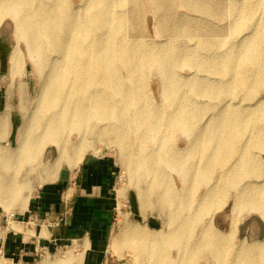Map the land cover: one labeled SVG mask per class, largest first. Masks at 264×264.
<instances>
[{
    "label": "bare ground",
    "instance_id": "6f19581e",
    "mask_svg": "<svg viewBox=\"0 0 264 264\" xmlns=\"http://www.w3.org/2000/svg\"><path fill=\"white\" fill-rule=\"evenodd\" d=\"M49 1L36 4L35 0H0V24L3 17L12 16L16 33L25 42L35 70L41 78L39 93L30 112L27 88L22 85L19 87V109L23 114V123L16 133V145L14 141H10L8 146H0V165L14 168L17 166L16 162L23 165L34 163L40 167L37 173L39 180L44 183L53 182L58 177L57 168L61 162L66 161L71 168H75L83 160L81 153L87 131L92 133L94 129H100L97 134L100 138L107 132L115 133L124 143L129 134L126 124L131 115L134 117L133 127L140 139L136 158L131 157V161L126 164L134 179L148 184L149 194L160 192L162 202L172 206L173 226L178 224L160 237L151 235L144 229L124 224L120 235L111 243V249L119 254L120 249L128 248L138 258L152 257L157 264H173L169 258L170 247L184 251L186 264L200 256L202 258L206 253L214 254L220 264L228 260H231L232 264H264V238L244 240L240 247L232 252L231 245L227 244L221 235L207 228L199 244L190 247L185 244L189 229L199 220L202 213L213 207L208 201L222 198L223 192L218 187L208 190L203 202L191 215L189 199L184 193L172 188L165 168L184 173L182 191L186 192L188 183L201 180L197 162H194L191 156L182 157L173 150H164V147H167L163 144L159 152L149 154L144 144V139L157 135L168 120V137L176 129L191 130V121L201 113V109L194 112L189 102L173 87V79L168 76L173 64L211 72L219 69L226 76L240 77L242 85L249 89H254L255 83L253 80L252 83L249 81L248 73L255 70L258 82L264 84V23L260 27L253 23L255 7L237 5L227 10L229 15L235 14L237 18L231 30L233 36L229 34L230 37L243 34L250 25L256 29L250 33L245 32V36L250 35L251 38L246 42L240 41L233 47L234 54L242 48L239 57L235 59L231 53L226 56L220 54L219 56H223L221 58H225L224 61L216 59L204 63L200 57L184 54L177 49L155 51L143 43L125 39L122 33V17L113 11L111 0H82V8L76 10L70 9L66 0H55L51 1L52 3ZM155 1L161 6L164 2ZM254 1L264 3V0ZM179 2L183 8L193 7L187 0ZM210 16L213 19L209 22L211 25L215 22L218 24L221 20L218 18L221 13H212ZM220 30L213 32L218 33ZM182 34V30L178 29L172 36ZM221 46V42L210 41L201 43L200 48L211 51ZM13 56L11 50L7 66V76L11 82L22 75L19 62ZM121 65L130 70L131 78L136 73L144 74L145 68L152 65L167 76L164 90L165 111L161 113L154 107L150 108L145 101V104H139L143 90L137 89L135 84L127 91L123 89L124 82L119 76ZM206 84L202 80H194L190 86L197 93L214 91L215 95H221L225 92L224 89H217V86L207 87ZM226 85H229L228 82ZM258 100L256 105L261 102V99ZM0 103L3 104V100ZM256 105H244L242 109H234L231 113L227 110L229 105H224L217 111L216 116L212 117L215 118L212 131L206 133L207 122L202 126L204 129H199L189 147L191 154L202 153L208 160L212 157L213 160H225V166L228 164L231 174L222 175L219 185L223 186L226 184L223 182L229 180L237 189L230 237L235 235L236 225L242 214L255 215L264 225V166L259 153L254 154L256 149V153H264V128L254 124L258 115ZM9 107L10 105L5 107L0 116V139L8 135L12 128ZM249 118L256 135L253 140L241 143L239 138ZM98 123L106 125L99 127ZM115 123L122 125V128L115 126ZM142 129V133L139 132ZM73 132L77 133V142L70 139ZM46 145L52 146L57 152L54 162L41 163L38 160ZM21 156L24 160L19 159ZM206 173L205 178L209 172ZM245 178L262 181L241 186ZM24 189L25 183L19 182L15 177L0 175V207L4 210L10 209L11 202L18 201ZM143 196L146 197L147 194ZM11 216L12 214L9 217ZM55 222L57 223L54 221L44 224V232L47 227L52 226L50 224H56ZM58 258L63 260L62 257ZM60 264H70V261L66 259L60 261Z\"/></svg>",
    "mask_w": 264,
    "mask_h": 264
},
{
    "label": "rangeland",
    "instance_id": "374dc122",
    "mask_svg": "<svg viewBox=\"0 0 264 264\" xmlns=\"http://www.w3.org/2000/svg\"><path fill=\"white\" fill-rule=\"evenodd\" d=\"M48 0H35L36 4L46 2ZM55 2L50 0L49 3ZM193 7L183 8L180 6L179 0H164L163 5L154 0H111V6L113 11L122 17V33L125 39L134 43H143L150 46L155 51L164 50L166 48L177 49L182 53L195 55L201 58L204 63L208 61H224L223 56L220 54L229 55L233 58H238L241 54V49L235 51L233 47L238 45L240 41L246 42L251 37L245 36L246 33H250L256 29L250 25L248 30L243 34H236L234 37H230L232 27L235 24L236 15H229L227 10L233 6H250L255 7L253 14V23L260 27L264 23V3L254 0H187ZM70 9H81L82 0H66ZM199 10H197L196 8ZM197 11V12H193ZM209 13V14H208ZM221 13L218 17L220 22L213 23L211 25L210 20L213 21L210 14ZM12 17V16H11ZM8 15L2 18L0 24V40H5L12 50L13 57H16L21 69L22 75L17 77L15 81L11 82L6 77L5 80L0 82V101L3 100V104L0 103V116H2L5 107L10 105L9 110L11 113V131L8 135L0 139V146H8L10 141L17 143L16 133L23 123V114L19 109L18 91L19 87L26 86L29 97L28 111H32L34 106V99L38 95L40 81L38 73L35 70L34 62L29 56L28 48L25 42L18 36L14 26V20ZM234 23V24H233ZM168 28V30H164ZM182 30V35L173 37L174 31ZM216 29H221L220 32L214 33ZM168 31V33H166ZM233 36V35H231ZM221 42L223 46L218 49L207 50L200 48L201 43L207 42ZM235 44V45H234ZM233 50V51H232ZM217 52V53H216ZM222 62H219L221 64ZM240 66V65H237ZM236 69L238 70V67ZM119 76L123 80V89L128 90L135 84L137 89L143 90L141 99L138 101L140 104H145L150 108H155L159 112H163L166 109L165 100V84L167 76L155 66L145 68L144 74H134L131 78L130 70L123 65L120 67ZM168 76L173 79V87L178 89V93L184 97L189 106L194 112H198L201 109V113L191 121L190 129L184 131L176 129L169 135V122L166 121L165 125L155 136H147L144 139L146 150L149 154H155L161 150L163 144L164 150H173L179 156L187 157L191 156L194 162H197V167L201 173V180L188 183L187 191H182L184 181V173L179 170H171L165 168V172L168 175V179L172 188L179 193H184L191 203L190 213L198 207L204 200V195L208 190L218 187L222 190V198H215L209 200L213 207H209V210L202 213L199 220L189 229L186 235L185 244L188 246H195L202 241L204 233L207 228H211L216 233L222 236V239L227 244L231 245L232 252H235L242 241L263 239L264 238V225L255 215L242 214L239 217V221L236 225L235 235L230 237V224L234 217L233 208L236 204V186L232 185L229 180L223 182L226 183L223 186L219 185V179L222 175L231 174L228 164L225 166V160L212 159L208 160L204 154H191L190 144L199 129L203 128L207 122L206 133L211 132L213 129L214 119L217 111L224 105L228 106V111L234 112V109H242L244 105L252 104L256 105V101L261 99L255 107L257 110V119L254 124L263 129L264 128V84L258 82L256 71L252 70L248 73V79L252 83L254 81V89L247 88L241 83L240 77L226 76L216 69L211 72L208 70H197L196 68H187L183 65L173 64L171 70L168 72ZM194 80L206 82L207 87H215L217 89H224L225 92L221 95H215V92H201L193 89L190 83ZM228 82L229 85H226ZM214 89V88H212ZM259 101V100H258ZM6 104V105H5ZM146 109V106H145ZM140 111V109L138 108ZM263 114V117H262ZM133 119L131 115L128 118L126 126L129 127V134L126 137L125 142H121L119 137L115 133L107 132L102 138L98 137V128L94 129V132L89 133L87 131L86 139L84 140L85 146L82 150V159L85 158H107L112 160L116 167V176L113 183L112 197L115 202V214L111 223V232L109 241L104 243V247L101 251L103 261L99 264H157L152 257L144 256L137 257L128 248L120 249L118 254L111 249V243L121 233V228L124 224L132 225L140 229H144L151 235L164 236L171 231L178 223L173 226V209L170 204L162 202L160 192H151L149 194V187L146 182H140L133 178L130 169L126 164L127 161H131V157L134 159L137 155V144L140 139V135L137 136V130L133 127ZM111 123H114L111 121ZM147 123V119H146ZM109 124V123H108ZM145 124V123H142ZM105 123H98L99 127H104ZM115 126L122 128V125L117 123ZM246 127L242 132L241 143L246 140H253L255 138L256 131L251 128V118L244 124ZM146 126V124H145ZM246 130V132H245ZM143 129L139 132L142 133ZM106 132V131H105ZM75 138V139H74ZM70 139L77 142V133L73 132L70 135ZM125 144V145H124ZM163 149V148H162ZM254 150V154L260 155L264 166V153ZM85 156V158H84ZM57 158L56 150L46 145L40 153L38 160L41 163L54 162ZM227 158V156H226ZM19 159H23L21 156ZM81 159V160H82ZM233 161V160H231ZM80 163V162H79ZM228 163V162H227ZM17 166L3 167L0 165V175L13 176L21 183H25L24 191L19 195V200L11 202V207L8 210H4L0 207V212L5 213L7 216L13 215V212L18 208H23L25 202L28 200L31 193L42 185H48L51 182H42L37 177L38 167L33 164H19ZM75 168H71L66 161L61 162L57 168V174L59 176L62 172L72 171ZM207 178L204 174H207ZM264 177V171L262 172ZM221 181V180H220ZM262 179L245 178L241 183V186L246 183H260ZM222 182V181H221ZM223 188V189H222ZM147 194V196H143ZM142 196V199H141ZM207 201V200H206ZM216 204H219L216 205ZM190 215V214H189ZM190 215V216H191ZM59 225L63 223L61 217L58 218ZM187 252V251H186ZM48 256V255H47ZM46 256V258H47ZM62 254L55 255L54 257L48 256L49 259L46 263H59L65 259H61ZM57 258V259H56ZM169 258L173 264H186L184 258V251L176 247L169 248ZM4 254L0 255V264H8ZM190 264H220L217 257L214 254L206 253L202 258L201 256L189 262ZM98 264V263H97ZM224 264H232L231 260L226 261Z\"/></svg>",
    "mask_w": 264,
    "mask_h": 264
},
{
    "label": "crops",
    "instance_id": "0c3cea01",
    "mask_svg": "<svg viewBox=\"0 0 264 264\" xmlns=\"http://www.w3.org/2000/svg\"><path fill=\"white\" fill-rule=\"evenodd\" d=\"M6 105V104H5ZM112 160L83 159L72 171L30 194L11 217L0 212V255L8 264H46L60 255L70 264H99L115 214ZM63 219L60 225H43Z\"/></svg>",
    "mask_w": 264,
    "mask_h": 264
},
{
    "label": "water",
    "instance_id": "95a60500",
    "mask_svg": "<svg viewBox=\"0 0 264 264\" xmlns=\"http://www.w3.org/2000/svg\"><path fill=\"white\" fill-rule=\"evenodd\" d=\"M11 52V46L5 41L0 40V80L7 77L8 58Z\"/></svg>",
    "mask_w": 264,
    "mask_h": 264
},
{
    "label": "built area",
    "instance_id": "2783aa9c",
    "mask_svg": "<svg viewBox=\"0 0 264 264\" xmlns=\"http://www.w3.org/2000/svg\"><path fill=\"white\" fill-rule=\"evenodd\" d=\"M56 223V222H55ZM59 223L57 222L56 224H50V225H58Z\"/></svg>",
    "mask_w": 264,
    "mask_h": 264
}]
</instances>
